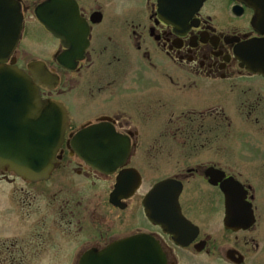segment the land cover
I'll list each match as a JSON object with an SVG mask.
<instances>
[{"label":"flooded vegetation","instance_id":"af4514ba","mask_svg":"<svg viewBox=\"0 0 264 264\" xmlns=\"http://www.w3.org/2000/svg\"><path fill=\"white\" fill-rule=\"evenodd\" d=\"M13 1L23 27L0 68H18L33 80L37 70L47 71L55 80L36 83L40 96L61 104L69 123L46 180L0 169V264H80L88 253L98 256L139 237L152 245L153 262L264 264V194L228 171L222 147L216 150L208 137L231 126L228 109L264 131V75L251 63L264 52V35L253 25L264 20V10L206 0L175 25L162 18L159 0H72L87 45L72 63L63 57L69 49L38 20L37 11L51 0ZM61 28L65 33L71 25ZM35 32L46 36L36 39L45 56L27 61L22 47ZM73 74L79 99L69 92ZM75 117L79 127L72 126ZM90 130L129 140L113 174L95 170L75 152V136ZM141 131L171 133L181 142L178 158L164 159L163 145L143 142ZM215 151L214 159H182ZM229 180L243 186L238 202L252 212V224L225 226ZM167 181L170 187L158 191Z\"/></svg>","mask_w":264,"mask_h":264},{"label":"water","instance_id":"95a60500","mask_svg":"<svg viewBox=\"0 0 264 264\" xmlns=\"http://www.w3.org/2000/svg\"><path fill=\"white\" fill-rule=\"evenodd\" d=\"M206 0H159L162 18L169 23L182 24V18L190 17ZM255 9L258 4L264 10V1L235 0ZM264 15V14H263ZM39 22L55 38L69 49L63 57L72 63L83 58L86 35H79V11L72 0H51L37 11ZM71 29L63 32L61 25ZM255 28L264 35V20L254 21ZM23 27V17L13 0H0V59L8 61L17 48ZM80 50V53H79ZM256 72L264 75V52L251 58ZM74 68L73 65L69 66ZM55 80L44 69L34 73V80L18 68H0V169L7 170L23 179L42 181L53 172L57 155L64 144L69 123L67 110L58 103L41 98L36 83ZM35 81V82H34ZM54 82V81H53ZM105 128L95 126L91 129ZM75 152L89 166L105 174H113L127 157L129 140L116 131H81L74 140ZM162 183L158 191L170 187ZM122 186V183H121ZM227 201V228L252 224V212L238 201L243 186L229 180L223 188ZM151 244L143 238H133L116 244L100 255L88 253L80 264H165L153 262ZM160 259L161 254L158 253ZM104 259L103 261H94ZM156 259V258H155Z\"/></svg>","mask_w":264,"mask_h":264},{"label":"rangeland","instance_id":"374dc122","mask_svg":"<svg viewBox=\"0 0 264 264\" xmlns=\"http://www.w3.org/2000/svg\"><path fill=\"white\" fill-rule=\"evenodd\" d=\"M35 36H38H32L35 40H33V38L26 39L22 47V50L30 54L28 55L27 53V61L35 57H42V59H44L43 56H45L43 51L39 50L43 48V42L36 41V39L46 41V36L39 35L37 32H35ZM71 78H73L76 83L69 92H72L73 97L76 96V98L78 97L79 99V76L73 74L71 75ZM228 113L227 126L229 124H231V126L228 127L226 131H223V134L221 135L220 133L210 134L208 136L209 141L218 144L216 150L222 147L220 158L224 159L226 157L225 161L228 162L229 167L227 169L229 172L241 176L243 181L250 185L254 186L255 184H258V190L264 194V131H258L260 130L259 126L254 125L253 119L246 120L240 118L241 114H239L237 109H228ZM260 118H262V115ZM262 120L264 121V118H262ZM72 126L79 127V118L75 117ZM141 137L145 143L162 144L164 147V159L178 158L177 155L174 156V151L176 150L175 144L180 141L179 139H177L178 142L175 141L171 133H167V131H141ZM216 155V151L213 153L203 152L200 157L194 156L195 158H193L187 156L182 159L202 160V156L205 159H214V157H217ZM72 191L76 190L72 189Z\"/></svg>","mask_w":264,"mask_h":264}]
</instances>
